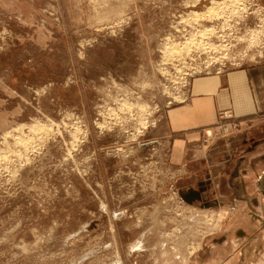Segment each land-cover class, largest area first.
Masks as SVG:
<instances>
[{
  "label": "rangeland",
  "instance_id": "1",
  "mask_svg": "<svg viewBox=\"0 0 264 264\" xmlns=\"http://www.w3.org/2000/svg\"><path fill=\"white\" fill-rule=\"evenodd\" d=\"M263 66L264 0H0V264H192L222 216L181 196L165 115Z\"/></svg>",
  "mask_w": 264,
  "mask_h": 264
},
{
  "label": "crops",
  "instance_id": "2",
  "mask_svg": "<svg viewBox=\"0 0 264 264\" xmlns=\"http://www.w3.org/2000/svg\"><path fill=\"white\" fill-rule=\"evenodd\" d=\"M259 69L198 77L186 102L165 115L168 158L191 181L181 196L199 195L202 208L222 216L210 240L189 256L192 264H264V66ZM221 113L242 128L214 139Z\"/></svg>",
  "mask_w": 264,
  "mask_h": 264
},
{
  "label": "bare ground",
  "instance_id": "3",
  "mask_svg": "<svg viewBox=\"0 0 264 264\" xmlns=\"http://www.w3.org/2000/svg\"><path fill=\"white\" fill-rule=\"evenodd\" d=\"M197 45H198V44H197ZM200 45H201V44H200ZM200 45H199V46H200ZM201 46H202V45H201ZM201 46H200V47H201ZM213 49H214V48H213ZM136 247L139 248L140 245L135 246L134 249H135ZM118 263H119V262H118Z\"/></svg>",
  "mask_w": 264,
  "mask_h": 264
},
{
  "label": "water",
  "instance_id": "4",
  "mask_svg": "<svg viewBox=\"0 0 264 264\" xmlns=\"http://www.w3.org/2000/svg\"><path fill=\"white\" fill-rule=\"evenodd\" d=\"M198 199H200V200H201V198L199 197V195H198Z\"/></svg>",
  "mask_w": 264,
  "mask_h": 264
}]
</instances>
